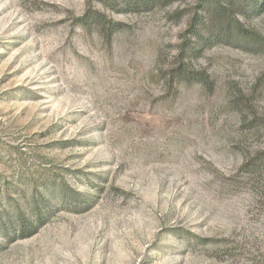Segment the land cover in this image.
Here are the masks:
<instances>
[{
  "label": "rangeland",
  "instance_id": "374dc122",
  "mask_svg": "<svg viewBox=\"0 0 264 264\" xmlns=\"http://www.w3.org/2000/svg\"><path fill=\"white\" fill-rule=\"evenodd\" d=\"M205 2L0 0V264H264V9Z\"/></svg>",
  "mask_w": 264,
  "mask_h": 264
},
{
  "label": "trees",
  "instance_id": "16d2710c",
  "mask_svg": "<svg viewBox=\"0 0 264 264\" xmlns=\"http://www.w3.org/2000/svg\"><path fill=\"white\" fill-rule=\"evenodd\" d=\"M243 1L246 0H206L205 5L206 7L203 9L205 12V16L204 19L209 18L211 20H213V18L221 16L224 12H227L228 9H231V7H235V6H239L242 4ZM250 1V3H253L254 6L250 8L249 12L251 14H258L259 12H261L262 9H264V0H248ZM162 2H165V0H144V5L145 7H149L151 5H156V4H161ZM164 4V3H162ZM201 8V6L199 7ZM236 23V20H234ZM199 24V25H198ZM196 23V26L198 25L200 30L202 31V27L204 28V30H206V22H199ZM195 27V24H193V28ZM235 28L237 29L236 34H238L239 38L241 41H245L246 39H248V41H246V44H258V42H260L259 39H255L253 37H251L250 35H248V33L246 31H243L242 29H239L237 26H235ZM192 29V26H191ZM229 30V24L228 25H223V28L221 29V31L219 32V34L217 35L218 37H221V39H226V40H231L232 38L229 36V33H227V31ZM204 34V32L202 31L198 36H202ZM198 40L201 41L200 43L203 44H207V42L209 41L208 39H202L201 37H198ZM221 41V40H220ZM255 46V45H254ZM40 186H43L44 189H47L48 186L45 185V183H41ZM31 202L33 203L31 205V211H32V218L33 221L31 220L29 223L26 222V220L23 218L22 213L18 212L12 213L11 210H9V207L4 208L0 211V222L2 221L3 223H9L11 222V218L12 216L15 218L16 222H17V229H15L17 231V233L19 234H25L26 237H31L36 233V228H35V224L40 222L41 218H40V208H39V204L37 201L36 197H32ZM17 209V207L15 208ZM38 216V218H36ZM7 226V225H6ZM37 227V226H36ZM13 230V232L15 231ZM12 231V230H11ZM10 230H8L5 227H2V235L8 237L10 236Z\"/></svg>",
  "mask_w": 264,
  "mask_h": 264
}]
</instances>
